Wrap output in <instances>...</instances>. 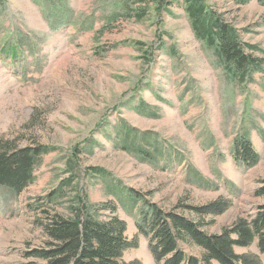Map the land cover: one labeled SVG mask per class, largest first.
Here are the masks:
<instances>
[{"label": "rangeland", "instance_id": "1", "mask_svg": "<svg viewBox=\"0 0 264 264\" xmlns=\"http://www.w3.org/2000/svg\"><path fill=\"white\" fill-rule=\"evenodd\" d=\"M173 1L160 11L158 0H0V144L50 148L33 183L0 187V264L42 261L32 254L48 246L42 224L70 215L78 183L90 210L117 209L137 240L124 259L141 264L158 263L137 232L136 198L213 234L264 205V4L207 0L263 61L241 82ZM244 138L259 154L252 166L233 153ZM70 170L73 188L44 214ZM219 202L213 223L190 207Z\"/></svg>", "mask_w": 264, "mask_h": 264}, {"label": "trees", "instance_id": "2", "mask_svg": "<svg viewBox=\"0 0 264 264\" xmlns=\"http://www.w3.org/2000/svg\"><path fill=\"white\" fill-rule=\"evenodd\" d=\"M165 1L162 5V0H158V10L162 11L168 7V3L174 2ZM176 1H180L183 6L195 36L213 48L229 74L245 82L255 73H263V61L247 53V49L252 47L244 42L238 28L229 23L207 0ZM260 1L264 4V0ZM49 149H11L0 144V187L20 192L33 183L35 169ZM233 153L247 166L254 165L259 158L249 138L236 142ZM69 173L59 186L46 194V203L50 208L43 210L44 214L47 211L49 213L51 207L61 199L65 185L73 188V171ZM85 188L80 183L74 187L75 205L69 206L70 215L51 216L49 213V221L43 222L49 242L48 246L33 251L32 254L42 260L36 264H141L137 260L124 259L125 253L137 246V240L129 239L126 222L115 214L117 209L105 206L109 211L105 216L99 214L101 210H96L102 208L93 207L96 211L90 210ZM256 195L264 198V180ZM136 201H142L137 232L149 237L150 249L158 264H264V205L250 218L240 217L221 232L213 234L202 230L200 223L174 213L168 214L143 198H136ZM190 207L200 211L203 216L207 215L210 220L206 223H213L214 215L224 211L226 204L219 202L210 206ZM179 241L199 246L203 250L202 255L197 257L187 254ZM238 248L244 251L238 252Z\"/></svg>", "mask_w": 264, "mask_h": 264}]
</instances>
